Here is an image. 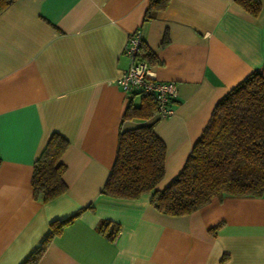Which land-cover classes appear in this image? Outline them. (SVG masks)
Wrapping results in <instances>:
<instances>
[{"label":"crops","instance_id":"0c3cea01","mask_svg":"<svg viewBox=\"0 0 264 264\" xmlns=\"http://www.w3.org/2000/svg\"><path fill=\"white\" fill-rule=\"evenodd\" d=\"M257 1L252 14L238 0H169L147 21L149 0H15L0 12V264L25 262L52 221L79 210L37 264H264V194L213 197L171 215L150 204V192L100 191L119 132L142 122L154 121L166 146L157 187L180 171L216 101L264 63ZM135 30L159 60L155 78L175 82L168 117H123L127 95L115 80L130 64L124 48ZM52 132L69 141L67 189L43 202L30 179ZM101 219L119 224L113 241L97 231Z\"/></svg>","mask_w":264,"mask_h":264},{"label":"trees","instance_id":"16d2710c","mask_svg":"<svg viewBox=\"0 0 264 264\" xmlns=\"http://www.w3.org/2000/svg\"><path fill=\"white\" fill-rule=\"evenodd\" d=\"M14 1L0 0V12ZM168 2L149 0L143 21L154 18ZM238 2L252 14L259 9L257 0ZM166 42L165 35L161 44ZM136 56L151 65L159 61L142 40ZM155 108L153 96L132 93L127 96L123 117L145 121L151 118ZM68 145L69 141L58 132H52L47 138L32 164L30 182L35 199L47 202L66 191V165L62 156ZM165 155L166 146L154 131V121L121 130L101 193L136 199L150 192V204L171 215L193 212L213 197L264 194V63L216 101L182 168L160 189L157 185L165 174ZM80 211L52 221L42 243L22 264H37L45 244L61 233ZM119 230V224L108 219H101L97 225V231L110 241L117 237Z\"/></svg>","mask_w":264,"mask_h":264},{"label":"built area","instance_id":"2783aa9c","mask_svg":"<svg viewBox=\"0 0 264 264\" xmlns=\"http://www.w3.org/2000/svg\"><path fill=\"white\" fill-rule=\"evenodd\" d=\"M141 43L140 31L135 30L129 34L124 51L130 56V64L115 80V84L130 95H150L155 98V114L158 118H165L172 114L173 105L177 95L175 82L172 80H159L151 71V64L136 56Z\"/></svg>","mask_w":264,"mask_h":264},{"label":"rangeland","instance_id":"374dc122","mask_svg":"<svg viewBox=\"0 0 264 264\" xmlns=\"http://www.w3.org/2000/svg\"><path fill=\"white\" fill-rule=\"evenodd\" d=\"M135 102H136V103L138 102V98L135 99Z\"/></svg>","mask_w":264,"mask_h":264}]
</instances>
